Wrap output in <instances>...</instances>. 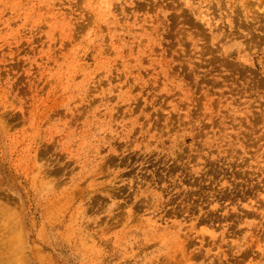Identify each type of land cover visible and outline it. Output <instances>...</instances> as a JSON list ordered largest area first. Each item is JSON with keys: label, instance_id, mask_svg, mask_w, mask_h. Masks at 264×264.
<instances>
[{"label": "rangeland", "instance_id": "374dc122", "mask_svg": "<svg viewBox=\"0 0 264 264\" xmlns=\"http://www.w3.org/2000/svg\"><path fill=\"white\" fill-rule=\"evenodd\" d=\"M0 264H264V0H0Z\"/></svg>", "mask_w": 264, "mask_h": 264}]
</instances>
